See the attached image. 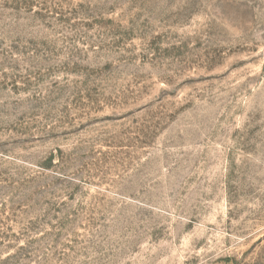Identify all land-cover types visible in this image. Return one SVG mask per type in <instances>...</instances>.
<instances>
[{"label":"rangeland","instance_id":"374dc122","mask_svg":"<svg viewBox=\"0 0 264 264\" xmlns=\"http://www.w3.org/2000/svg\"><path fill=\"white\" fill-rule=\"evenodd\" d=\"M0 264H264V0H0Z\"/></svg>","mask_w":264,"mask_h":264}]
</instances>
